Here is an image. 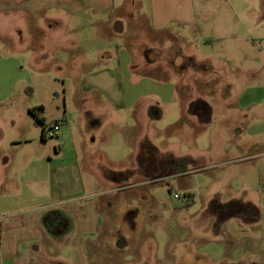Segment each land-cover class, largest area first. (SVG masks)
<instances>
[{
  "label": "rangeland",
  "instance_id": "rangeland-1",
  "mask_svg": "<svg viewBox=\"0 0 264 264\" xmlns=\"http://www.w3.org/2000/svg\"><path fill=\"white\" fill-rule=\"evenodd\" d=\"M139 1L0 0L5 4L0 10V135L16 140L27 133L30 145L46 143L52 154L86 142L101 151V160L102 152H112L103 165L117 172L136 168L140 144L151 150L140 165L143 172L137 171H148L147 184L133 179L131 190L105 194L117 195L111 200L100 197L118 225L113 232L117 240L132 239V223L146 229L157 208L164 212L165 227L192 231L215 188L222 190L223 202L243 198L240 182L232 176L250 175L243 171L250 167L230 160L241 156L244 146L264 143V136H254L264 123V114L254 119L255 112H264V0H223L234 16L230 36L218 40L205 39L185 25L153 35L150 24L138 19ZM236 41L242 51L237 59L216 53L215 48ZM242 48L259 55L250 59ZM62 50L70 51L73 65L81 58L88 61L71 69L49 66V56L42 63L51 74L35 70L38 56L42 60ZM160 51L165 52L157 56ZM115 57L120 64L109 69L98 65L99 59ZM92 60L98 64L89 70ZM104 74L122 81L123 89L91 87L105 84L107 79L99 76ZM121 94L125 103L112 104L111 98ZM254 100L263 103L248 106ZM200 101L209 106L208 121L191 116ZM40 104L46 107L48 126L61 123V143L57 137L43 141L41 123L29 115ZM72 158L68 151L52 167H67L55 173L56 183L76 188L83 172L74 168ZM171 232L160 239L170 248L182 237L178 228ZM66 260L74 264V255Z\"/></svg>",
  "mask_w": 264,
  "mask_h": 264
},
{
  "label": "crops",
  "instance_id": "crops-1",
  "mask_svg": "<svg viewBox=\"0 0 264 264\" xmlns=\"http://www.w3.org/2000/svg\"><path fill=\"white\" fill-rule=\"evenodd\" d=\"M139 3L138 19L150 24L153 35L163 36L171 26L185 25L205 39H227L230 36V21L234 12L226 1L140 0ZM4 5L0 3V10L4 9ZM16 6L21 7L20 4ZM242 50L247 52L244 48ZM215 51L229 59H237L242 53L237 41L225 43ZM59 52L46 55L42 60L38 56L35 70L45 73L41 76L50 75L47 65L42 63L49 56L52 58L49 66L71 69L88 61L77 57L79 60L73 65L68 60L70 51ZM160 52H156L157 56L165 51ZM254 52L251 49L246 57H258L259 54ZM118 63L120 59L115 57L112 60L99 59V64L92 60L88 66L89 70H93L97 64L107 68ZM99 76L107 79L106 83L98 82L91 87L108 88L109 92L117 87L123 89V82L112 74ZM182 91L183 94L186 92L185 89ZM114 96L111 98L112 104L125 103L122 94ZM199 103L206 104L205 101ZM256 103L263 101L254 100L248 106ZM194 105L191 116L208 121L211 114L209 106L206 104L208 109L198 112ZM33 110L45 121V125L41 124L44 141L48 138L46 131L51 126H48L44 116L46 107L40 104ZM262 114L264 112H255L254 119L260 120L257 116ZM29 115L32 117L30 111ZM61 126L60 123V129ZM263 127L254 133L255 138L264 136ZM59 132L57 143L64 138L62 130ZM29 142L27 133L16 140L0 135V264H69L66 260L69 254L74 255V264H264V143L249 148L244 146L242 155L230 160V163L248 164L250 167L249 170L243 169L250 175L243 176L241 172L240 176H232L240 182L243 198L223 202L220 198L222 190L216 191L215 188L207 200V206L197 214L192 231L177 225L165 227L162 225L165 223L162 220L164 212L157 208L155 219L147 220L146 229H138L132 223V239L122 237L117 240L113 232L118 230V225L110 217L109 208L103 206L100 197L110 199L117 195L108 197L105 194L131 190L135 185H128L133 179L141 184L149 182L148 171L144 170L142 174L140 168L144 144L138 147L136 168L120 172L103 165V162L111 160L112 152H102L101 160L98 153L101 151L92 146L86 147V142L71 145L68 151L73 153L74 168L83 172V175L79 174L75 188L56 183L55 173H62L67 167H52V162L55 159L63 160L68 151L55 150V154H52L46 143L30 145ZM237 148L240 150V143ZM225 163L223 168L228 167L229 162ZM138 169L142 171L141 174L137 172ZM190 181L192 185L196 184V181ZM214 202L222 206L242 203L252 207V210L247 212V216L238 212L233 217H224L212 210ZM169 222L167 220L166 225ZM177 228L182 237L170 248L169 243H163L160 239L167 236L169 230L174 234ZM186 234L188 239H185ZM148 237L151 242L147 241ZM149 254H154V258H149Z\"/></svg>",
  "mask_w": 264,
  "mask_h": 264
},
{
  "label": "trees",
  "instance_id": "trees-1",
  "mask_svg": "<svg viewBox=\"0 0 264 264\" xmlns=\"http://www.w3.org/2000/svg\"><path fill=\"white\" fill-rule=\"evenodd\" d=\"M194 109L198 112H201V111L208 109V106L204 103H197L195 105ZM40 110H42V109H40ZM30 113L32 114V116H34L37 119V121L39 123H41L42 125H45V121L38 116V113L36 110H31ZM141 152H142V154H141L140 162L143 163L142 161H144L143 158L145 157V154L150 153L151 150L146 145H143L141 148ZM154 154L156 155L157 153H154ZM211 208L213 211L220 213L224 217H233L238 212H240V215L247 216V212L252 210V207L247 206V205H243L242 203H240V204L239 203L238 204L232 203L228 206H222V205H219L217 202H214V203H212Z\"/></svg>",
  "mask_w": 264,
  "mask_h": 264
},
{
  "label": "built area",
  "instance_id": "built-area-1",
  "mask_svg": "<svg viewBox=\"0 0 264 264\" xmlns=\"http://www.w3.org/2000/svg\"><path fill=\"white\" fill-rule=\"evenodd\" d=\"M60 131V123L52 124L46 131V136L50 139L57 137L58 132ZM174 198H179L177 194L174 195Z\"/></svg>",
  "mask_w": 264,
  "mask_h": 264
}]
</instances>
